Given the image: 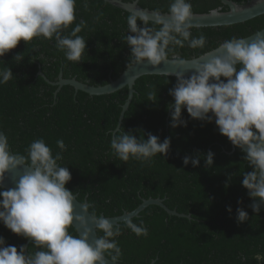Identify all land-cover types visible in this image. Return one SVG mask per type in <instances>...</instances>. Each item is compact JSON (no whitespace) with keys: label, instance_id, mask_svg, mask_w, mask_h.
<instances>
[{"label":"trees","instance_id":"trees-1","mask_svg":"<svg viewBox=\"0 0 264 264\" xmlns=\"http://www.w3.org/2000/svg\"><path fill=\"white\" fill-rule=\"evenodd\" d=\"M129 1V0H124ZM247 4L251 0H233ZM170 0H139V5L168 11ZM194 13L212 8L228 10L220 0H191ZM103 12L97 22L96 16ZM130 12L104 0H77L76 20L65 30L67 35L81 20L86 26L78 34L87 39L82 60L71 62L56 49L54 40H23L16 48L0 57V67L8 65L13 79L0 84V130H3L14 152L27 155L30 142L43 138L59 152L56 141L63 139L67 151L62 166L67 165L72 179L66 188L87 200L90 213L109 217L132 212L144 199L160 198L178 214L169 213L160 204H150L134 222L143 219L149 230L147 237L136 236L119 223L122 235L116 237L123 251L122 264H257L256 252L264 253V207L257 214L249 207L253 198L242 185L244 171H251L243 161V153L220 134L214 122L193 119L182 110L186 126H171L174 104L169 89L176 77L149 74L134 85L135 92L120 121L128 88L103 95L76 91L71 85L58 90L53 84L64 78H76L91 85H104L116 79L128 67L130 46L124 41ZM142 22L138 21V24ZM158 27V26H157ZM264 28V14L246 22L209 27H194L193 36L203 32L204 49L185 45L175 52L185 59L199 57L232 37H247ZM35 47L37 50H33ZM22 53L16 64L13 57ZM34 56V57H33ZM36 59V60H32ZM41 59V60H39ZM169 81V82H168ZM168 82V83H167ZM156 93L150 101L149 93ZM123 126L139 139L151 133L162 142L170 137L167 155L157 154L150 162L131 159L125 163L110 149L109 129ZM214 153L213 165L205 163L206 154ZM199 157L198 166L184 165L183 157ZM231 177V179H229ZM1 199V198H0ZM231 207V212L227 209ZM243 207L249 220L237 222V208ZM76 234L75 229H69ZM102 235V233H98ZM0 236L7 245L36 249L31 242L7 229L0 222ZM246 256L247 260L241 259Z\"/></svg>","mask_w":264,"mask_h":264},{"label":"clouds","instance_id":"clouds-1","mask_svg":"<svg viewBox=\"0 0 264 264\" xmlns=\"http://www.w3.org/2000/svg\"><path fill=\"white\" fill-rule=\"evenodd\" d=\"M104 2L107 4L109 0ZM258 2L264 4V0ZM76 6L77 0H0V57L16 48L21 40L28 44L42 37L54 40V46L66 60L79 63L86 51L87 39L78 34L86 22L81 20L64 34L76 20ZM83 6L88 7V0H83ZM152 13L154 18L143 10H136L126 18L128 32L132 33L124 38L131 52L128 67L145 60L153 67L168 61L187 66L192 61L189 76L183 71L153 72L176 77L175 85L169 89L174 104L167 105L171 110V126H186L187 122L182 119L184 109L193 119L215 123L220 134L241 150L243 161L251 169L242 173V185L253 198L249 207L258 214L264 207V32H257L251 39L224 40L215 49L218 54L201 62L185 59L175 52L177 47L204 49L207 44L203 32L198 36L192 34V29L199 25L192 22L195 14L191 0H170L167 14L159 10ZM220 14V8L209 10L210 16ZM102 16L103 12L98 13L97 22ZM34 50L37 49L33 47ZM21 54L13 57L16 64L24 59ZM13 77L8 65L0 67V84ZM156 95L150 92L148 100L156 101ZM107 135L111 137L113 155L125 163L130 158L150 162L157 154L167 155L171 146L170 137L161 142L158 136L148 133L147 138L143 135L138 139L132 130L126 132L120 125L109 129ZM56 145L60 151L54 154L46 141L38 138L30 142L27 155H21L12 150L7 134L0 130V222L11 232L27 238L36 249L29 251L25 245L19 250L13 245L6 246L5 238L0 236V264H108L105 257L119 264L123 251L115 238L122 235L121 226L110 222L109 216L90 213L96 238L89 242L92 229L86 216L75 212L76 195L66 188L72 175L67 165L60 163L67 146L63 139L57 140ZM213 158L214 153L209 151L206 165H213ZM189 162L195 167L200 160L184 156V165ZM20 165L28 167L16 186L6 189L5 174ZM227 210L231 212V207ZM83 211L89 213L88 206L84 205ZM236 211L238 223L249 220L243 207ZM122 224L138 237L149 234L143 219L137 224L129 216ZM73 228L76 234L69 231ZM241 259L246 261L247 257ZM253 259L257 264H264V253L256 252Z\"/></svg>","mask_w":264,"mask_h":264},{"label":"water","instance_id":"water-1","mask_svg":"<svg viewBox=\"0 0 264 264\" xmlns=\"http://www.w3.org/2000/svg\"><path fill=\"white\" fill-rule=\"evenodd\" d=\"M224 5L228 7V10L221 9V13L219 16H210L209 12L204 13H194V17L192 19L193 23H196L199 25V27H209V26H223V25H232L237 23L246 22L250 19H253L257 16L264 14V4L259 3L258 0H251L247 4H239L233 0H220ZM109 3L120 7L128 12L136 11V10H143L146 14L150 16V18H154L152 11H155L154 9H150L147 7H142L139 5V0H109ZM162 14H167L165 11H160ZM257 32H264V28L257 31ZM253 33L247 37H244L245 39H251L254 38L256 33ZM216 49V48H215ZM213 49L211 52L209 51L204 53L203 57H194L191 59H199L201 62L206 61L209 59L212 55L218 54L216 50ZM202 56V55H201ZM192 61L190 60L188 62L187 66H180L178 64L174 65L171 61L168 62H162L159 66L153 67L150 65V63L145 60L143 62H133V65L131 67H127L123 73L117 77L116 79H113L110 77V80L108 83L104 85H91L82 81H79L78 79L74 78H64L62 74H60L59 80L53 84L58 85V90L64 86V85H71L75 88L76 91H84L87 92L90 95H103V94H110L113 92H116L124 87L128 88V98L126 102L123 105L120 121L122 120L124 116V112L128 109L129 104L133 98V94L135 92L134 85L136 83V80L144 75L153 74V72H163L167 71L169 73H175L178 71L185 72L186 76L191 75V70L188 71V69L191 68ZM175 76V75H171ZM233 145V144H232ZM233 148L235 149V146L233 145ZM28 165H20L17 167V169L10 171L5 174V179L3 181L4 187L6 189L14 188L16 186V182L19 180L20 176L23 175V171L25 168H27ZM76 195L77 198V194ZM2 199V198H1ZM150 204H160L161 206L165 207L166 210L171 214H178L177 211H173L168 209L164 204L163 201L160 198L157 199H144L142 204H140L135 210L132 212H125L124 214L120 216L115 217H108L110 222L119 224L122 222V220H126L129 216H138L139 213L144 210L148 205ZM84 205L89 206V203L87 200L80 201L78 198L74 201L75 206V212L77 214H83L86 216V219L88 220V227L92 229L90 235H89V242H92L96 238V232H95V222L92 221L90 211L88 209L89 213H85L83 211ZM77 226L79 227L78 222ZM81 233L83 232V228H80ZM98 234V233H97ZM105 259L108 261V264H113L112 261L108 257H105ZM119 264H122L119 262Z\"/></svg>","mask_w":264,"mask_h":264}]
</instances>
